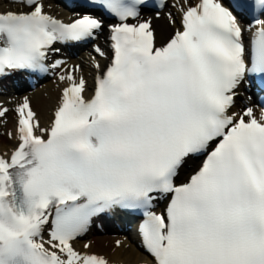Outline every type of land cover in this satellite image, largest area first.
Returning <instances> with one entry per match:
<instances>
[{"label":"snow or ice","instance_id":"obj_1","mask_svg":"<svg viewBox=\"0 0 264 264\" xmlns=\"http://www.w3.org/2000/svg\"><path fill=\"white\" fill-rule=\"evenodd\" d=\"M13 2L29 10L0 12V77L60 70L63 60L45 63L60 51L55 44L96 39L103 29L95 15L65 22L42 0ZM186 4L162 46L141 19L148 0L86 5L118 21L109 25L110 62L89 95L74 75L79 66L57 71L67 86L47 127L27 97L15 106L7 136L16 145L0 153V264H110L73 242L93 217L117 208L143 211L152 264H264V108L230 114L246 76L264 77V20L249 25V52L234 10L251 3ZM255 4L264 12V0ZM8 112L0 105V118ZM197 156L198 170L175 183ZM154 194L170 196L163 214L151 211Z\"/></svg>","mask_w":264,"mask_h":264},{"label":"bare ground","instance_id":"obj_2","mask_svg":"<svg viewBox=\"0 0 264 264\" xmlns=\"http://www.w3.org/2000/svg\"><path fill=\"white\" fill-rule=\"evenodd\" d=\"M191 0H188L190 3ZM176 4L177 7L173 5ZM186 0H170L163 13L159 17H150L152 29H154L156 42L162 43L165 39L170 36L171 32L176 29V18L180 14L179 8L185 7ZM169 14H171L172 20H169ZM105 36L102 34L101 37L98 36L93 44L91 45V55L83 58L79 61L78 65L80 71L74 73L76 76H84L87 82L88 91L91 89L92 81L95 79L96 75L101 72L102 66H104V57H100L95 51L94 47L99 46L100 48L104 45ZM106 53V51L104 50ZM94 62L100 64V69L94 67ZM77 66V65H75ZM74 66L70 65L64 68L63 72L68 71ZM61 72V74L63 73ZM67 86L66 83L61 82L58 75L49 83L43 90L34 91L33 95L28 99L30 101L31 108L37 113L39 118L40 126H49L52 113L57 106L59 96L62 92L63 87ZM88 93V92H87ZM85 93V94H87ZM12 98H4L2 103L3 106L9 108V112L6 114L5 118H0L6 120V123L0 124V153L11 150L16 145L15 139H10L7 136L9 131L15 133V117L14 108L16 104L22 102L21 99L18 102H13ZM190 162L181 168L180 173L189 174L194 168L188 167ZM184 174V178L186 175ZM91 247L88 249L90 252L97 253L99 255L105 256L110 264H141L146 260L139 251L134 249L132 245H126L121 243V246L117 247L116 242H112L107 239H94L90 243ZM80 250H84L81 248Z\"/></svg>","mask_w":264,"mask_h":264}]
</instances>
